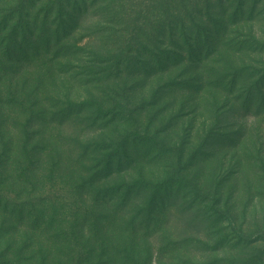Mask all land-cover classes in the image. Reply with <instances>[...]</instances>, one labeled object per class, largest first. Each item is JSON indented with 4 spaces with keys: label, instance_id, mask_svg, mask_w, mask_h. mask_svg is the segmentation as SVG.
I'll use <instances>...</instances> for the list:
<instances>
[{
    "label": "rangeland",
    "instance_id": "rangeland-1",
    "mask_svg": "<svg viewBox=\"0 0 264 264\" xmlns=\"http://www.w3.org/2000/svg\"><path fill=\"white\" fill-rule=\"evenodd\" d=\"M127 260L264 264V0H0V264Z\"/></svg>",
    "mask_w": 264,
    "mask_h": 264
},
{
    "label": "trees",
    "instance_id": "trees-1",
    "mask_svg": "<svg viewBox=\"0 0 264 264\" xmlns=\"http://www.w3.org/2000/svg\"><path fill=\"white\" fill-rule=\"evenodd\" d=\"M134 237V234L132 233V234H130V238H133ZM61 239H64V237H61ZM103 250V249H102ZM101 250V251H102ZM88 254H89V252H88ZM104 256V255H103ZM117 258L118 259H122V258H119L118 256H117ZM122 261H123V259H122ZM125 264H129V262H128V260L127 261H125Z\"/></svg>",
    "mask_w": 264,
    "mask_h": 264
}]
</instances>
